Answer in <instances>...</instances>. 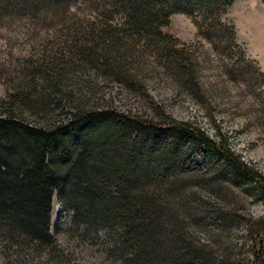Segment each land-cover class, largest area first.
<instances>
[{
  "label": "trees",
  "instance_id": "1",
  "mask_svg": "<svg viewBox=\"0 0 264 264\" xmlns=\"http://www.w3.org/2000/svg\"><path fill=\"white\" fill-rule=\"evenodd\" d=\"M22 1L36 13L35 19L61 28L49 55L43 52L38 59L21 60L19 74L25 75L27 84L11 89L1 102L4 251L9 257L46 254L53 264H71L51 234L57 196L62 209L73 212V223L84 236L92 230L109 231L108 255L122 264L209 260L204 250L187 244L184 217L190 215L187 202L209 193V186L211 192L213 179L202 176L194 182L187 166L204 146L220 162L214 177L224 173L234 185L247 183L264 197V177L255 168L198 127L162 111L159 119H153L109 106L84 105L76 107L66 122L32 125L25 116L31 98L24 91L30 89L42 99L46 95L38 92L42 83L53 94L61 92L62 83L78 73L76 60L100 69L110 82L133 89L142 84L140 66L148 62L146 56L163 62L183 86L197 91L190 49L162 29L174 14L182 13L193 18L208 41L224 36L239 48L234 25L222 19L235 0H82L101 9L104 19L102 14L93 19L77 16L73 5L79 0L64 6H58L59 0ZM6 75L0 67V82L8 89ZM260 234L255 237L260 244L254 264H264V229Z\"/></svg>",
  "mask_w": 264,
  "mask_h": 264
},
{
  "label": "rangeland",
  "instance_id": "2",
  "mask_svg": "<svg viewBox=\"0 0 264 264\" xmlns=\"http://www.w3.org/2000/svg\"><path fill=\"white\" fill-rule=\"evenodd\" d=\"M69 1L59 0L58 6ZM23 5L22 0L0 3V67L6 71L8 83L7 89L0 82V116L1 102L11 89L27 84L25 75L19 74L21 60L38 59L43 52L49 55L60 37L56 31L61 27H51V21L35 19L33 9ZM14 6L20 8L14 9ZM73 9L80 18L93 19L102 14L96 5L84 4L82 0L74 3ZM104 17V14L100 16ZM222 19L234 25L239 48L224 36L208 41L200 34L193 18L182 13L174 14L170 25L162 29L190 49L196 64L197 91L183 86L154 57L146 56L148 62L140 66L142 84L133 89L110 82L100 69L76 60L78 73L62 83L61 92L53 94L42 83L38 89L39 93L46 94L41 95L42 99L30 89L24 91L31 98L26 120L32 125L66 122L76 107L84 105L109 106L119 112L144 114L153 119H159L157 115L162 111L224 143L264 177V0H235ZM218 161L210 149L202 146L187 166L194 182L202 176L212 178L213 190L210 192L209 186V193L203 192L196 200L187 202L186 211L190 215L184 217L188 225L186 242L208 255L209 260L195 264H254L260 244L255 237L264 229V197L247 183L234 185L224 173L214 177L220 168ZM73 220V212L64 211L55 196L51 234L71 264H122L108 255L112 245L109 231L92 230L84 236ZM0 264L53 263L46 254L9 257L0 240Z\"/></svg>",
  "mask_w": 264,
  "mask_h": 264
}]
</instances>
